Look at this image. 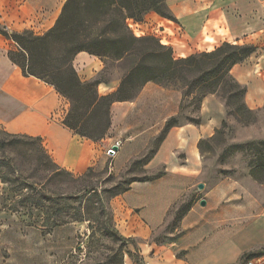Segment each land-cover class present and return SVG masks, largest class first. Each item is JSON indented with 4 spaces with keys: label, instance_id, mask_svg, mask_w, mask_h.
Listing matches in <instances>:
<instances>
[{
    "label": "crops",
    "instance_id": "0c3cea01",
    "mask_svg": "<svg viewBox=\"0 0 264 264\" xmlns=\"http://www.w3.org/2000/svg\"><path fill=\"white\" fill-rule=\"evenodd\" d=\"M67 0H0V26L9 31L32 30L43 34L53 27ZM176 18L149 13L142 24L160 29L171 43L175 57L212 51L223 42L250 44L256 51L231 69L246 86L245 101L251 109L264 107V0H167ZM16 43L0 34V127L16 134L40 137L47 152L62 168L74 175L106 159L113 136L93 139L80 135L64 123L70 103L53 84L26 76L12 61L9 51ZM75 66L84 80L104 67L100 56L87 51L75 57ZM116 82H102L100 94L115 91ZM147 82L135 100L111 105L112 132L128 122L138 104L155 98L157 88ZM164 97L179 115L183 93L161 87ZM219 110V111H218ZM226 109L216 93L204 97L200 123L190 120L171 127L148 163V170L162 168L152 179L135 180L111 201L116 228L126 236L148 241L167 222L174 205L202 180L205 160L200 141L223 120ZM138 130L136 133H144ZM120 148V147H119ZM200 205H193L180 221V232L167 244L144 243L149 264H238L242 255L264 248V191L249 177L220 179L206 184ZM206 200V205L201 200ZM264 264V254L250 259Z\"/></svg>",
    "mask_w": 264,
    "mask_h": 264
},
{
    "label": "rangeland",
    "instance_id": "374dc122",
    "mask_svg": "<svg viewBox=\"0 0 264 264\" xmlns=\"http://www.w3.org/2000/svg\"><path fill=\"white\" fill-rule=\"evenodd\" d=\"M143 21L140 23L145 34L137 35L130 27L134 35L153 36L158 43L172 47L160 29L146 26ZM146 44L157 47L156 42ZM100 58L104 67L89 80L80 76L75 58L72 67L83 81L116 82L119 84L117 89L136 60L134 55L121 59L113 55ZM40 60L36 65L38 70L43 64V59ZM59 64L60 60H55L49 67ZM60 65L67 70L70 63ZM54 73L46 78L61 81L62 76L57 71ZM162 79L152 81L158 85L149 90L155 98L139 103L124 128L113 133L111 105L99 102L89 108L86 100L77 99L83 114L80 128L93 135L107 130L103 137L113 136L110 142L120 147L111 154L112 146H108L106 159L81 175H71L62 167L53 172L45 170L40 160L39 143H28L24 137L16 141L13 137L16 133L0 127V264H149L142 250L144 243L167 244L176 239L182 217L193 205H200L206 184L228 177L249 182L251 154L234 146L264 139V107L254 109L252 115L238 112L236 102L228 107L226 99L216 93L226 111L219 126L200 141L205 160L202 180L174 205L166 225L148 241L121 239L116 235L120 232L116 228L111 199L133 180L153 178L163 171L161 167L154 171L147 168L166 135V119L176 108L171 98L164 97L161 87L179 89L183 93L180 88L183 80ZM100 83L96 86L99 94ZM142 88L134 89L130 100H135ZM196 94L197 91L182 96L180 113L175 116L178 123L200 117V109L196 108L197 101L193 98ZM66 99L70 103V112L74 103L68 97ZM138 130L146 131L136 133ZM200 184L204 186L200 187ZM261 184L264 191V183ZM93 188L97 193L85 194L86 189Z\"/></svg>",
    "mask_w": 264,
    "mask_h": 264
},
{
    "label": "trees",
    "instance_id": "16d2710c",
    "mask_svg": "<svg viewBox=\"0 0 264 264\" xmlns=\"http://www.w3.org/2000/svg\"><path fill=\"white\" fill-rule=\"evenodd\" d=\"M151 11L176 20L167 0H67L55 25L44 34H35L32 30L9 31L2 26H0V34L16 43V48L9 51V56L21 67L24 75H33L53 84L62 95L72 100L74 107L67 114L64 123L80 135L95 140L102 138L107 130L99 135H93L80 128L83 114L79 111L77 99L86 100L89 108L99 102L112 105L115 101L132 99L134 89L140 90L149 81H162L163 77L174 82L183 80L180 85L183 97L197 91L193 97L197 101V109L201 108L205 96L219 93L226 99L228 107L236 102V111L252 115L254 110L245 101L246 86L232 75L231 69L254 53L256 47L225 41L212 51L175 57L172 47L158 43L155 37H137L132 32L128 21L132 19L142 22ZM150 41L156 42L157 47L146 44ZM82 51L101 57L113 55L118 59L134 55L136 60L124 75L120 87L113 93L101 95L96 87L100 80L83 81L72 67V61ZM38 58L43 59L41 70L36 67L41 61ZM55 60H60V64L70 63V66L67 70H63V65L60 64L49 67V64ZM55 71L62 76L61 81L46 78L48 75H54ZM73 111L78 114L75 116ZM190 121L200 123L201 118H192ZM177 124V117L169 118L166 133ZM223 124L225 125V121ZM13 137L16 141L24 137L28 139L26 140L28 143H39L42 151L40 160L43 161L45 170L53 172L55 168H60L45 149L40 137L26 134H13ZM234 148L251 154L248 164L250 175L258 182L264 183V139L238 144ZM92 170V167L88 169V171ZM66 171L73 175L70 171ZM147 179L152 178L135 180ZM92 193L97 191L94 188L85 190L86 195ZM116 235L121 239L133 240L132 237H124L120 233ZM262 254L264 248L246 252L238 264H245L251 258Z\"/></svg>",
    "mask_w": 264,
    "mask_h": 264
},
{
    "label": "built area",
    "instance_id": "2783aa9c",
    "mask_svg": "<svg viewBox=\"0 0 264 264\" xmlns=\"http://www.w3.org/2000/svg\"><path fill=\"white\" fill-rule=\"evenodd\" d=\"M128 24L130 25L131 28H134L133 30H134V32H135L137 35H138V34H140V35H144V34H145V33H144V29L141 27V23H140V22H136V21L130 19V20L128 21ZM249 264H252V262L249 261Z\"/></svg>",
    "mask_w": 264,
    "mask_h": 264
},
{
    "label": "water",
    "instance_id": "95a60500",
    "mask_svg": "<svg viewBox=\"0 0 264 264\" xmlns=\"http://www.w3.org/2000/svg\"><path fill=\"white\" fill-rule=\"evenodd\" d=\"M118 149H119V146H118L117 144H116V145H113V146H112V149L110 150V153H111V154H114L115 151L118 150ZM203 186H204L203 184H200V187H203ZM201 204H202V205H206V200H205V199H202V200H201Z\"/></svg>",
    "mask_w": 264,
    "mask_h": 264
}]
</instances>
